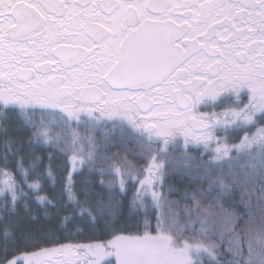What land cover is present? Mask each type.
<instances>
[{
  "label": "snow or ice",
  "instance_id": "6c2138e0",
  "mask_svg": "<svg viewBox=\"0 0 264 264\" xmlns=\"http://www.w3.org/2000/svg\"><path fill=\"white\" fill-rule=\"evenodd\" d=\"M0 20V104L18 108L30 131L26 152L5 143L4 211L23 199L27 213L34 196L45 216L52 207L70 223L78 213L112 237L52 247L26 238L36 250L10 257L9 220L0 264H264V0H0ZM129 144L145 168L110 151ZM38 145L71 153L67 200L28 183ZM8 154L32 192L7 170ZM83 168L99 174L106 198L87 180L77 196ZM168 168L191 183L166 187ZM47 175L55 183L51 163ZM237 190L248 215L239 232L225 207Z\"/></svg>",
  "mask_w": 264,
  "mask_h": 264
},
{
  "label": "trees",
  "instance_id": "16d2710c",
  "mask_svg": "<svg viewBox=\"0 0 264 264\" xmlns=\"http://www.w3.org/2000/svg\"><path fill=\"white\" fill-rule=\"evenodd\" d=\"M6 128V131L4 130ZM82 131V130H81ZM30 135V131L25 127L23 117L20 115V110L18 108L9 107L4 109L0 106V168H4V156L6 153L5 143L7 141H14L16 144L23 142L25 144L24 151H28L27 140ZM99 135V134H97ZM111 152H120L121 156H127V159L132 162L137 168L143 169L147 166V158L136 155L138 151L135 145L129 144L128 151L125 153L123 148L117 146L110 150ZM35 155L40 156L42 163L36 169V172L29 173L28 183H33L39 181L43 188V192L38 194H46L49 198H61L62 190L64 184L66 183L68 173L70 171V161L67 155L56 153L52 148L46 145L34 146ZM53 153V159L51 162L48 159L49 153ZM194 156H199L197 153L193 152ZM17 156L8 154V164L7 170L12 172L14 178L17 180L18 184H21L24 191L32 192L26 184H22V174L17 171L16 159ZM204 160L208 159V156L203 157ZM244 159L241 158L240 163H243ZM51 163V169L53 176L55 177V183L48 177L47 172L49 170V164ZM101 162L97 160L99 165ZM31 164V158H25L24 166L28 168ZM166 187L174 186L180 187L181 185H188L191 182L184 176L174 173L171 168L167 170ZM2 179V178H0ZM101 177L97 173H90L88 168H83L74 173L73 180L75 184V191L80 199H83L82 188L83 182L85 180L90 181L91 188L96 193H101L107 196L106 188H102L99 183ZM104 179H113L111 176H105ZM206 186V184H205ZM129 191L127 196L119 197L124 201L125 205L127 201L131 199L134 188L131 183H129ZM183 190V189H181ZM67 200V195H62V201ZM9 207H11L10 199L7 201ZM25 201L21 199L16 205V213L5 212L3 205L5 204V198L0 196V243H2V228L5 223L12 220L14 223L11 227V232L13 238L16 240L17 248L10 249L9 256L15 254L20 255L25 251L31 252L35 251L36 248L31 243H26V238L29 240L38 241L39 247H52L54 243L60 244H74V243H88L96 241H104L112 238L110 235H106L103 232V224H98L94 229L90 222L82 221L78 217L73 219L70 223H62V218L65 215L64 211L57 212L55 208L49 207V215L45 216V209L43 206L39 205L34 196H29L28 212L24 211ZM254 203V200H253ZM71 203L68 204L69 210H71ZM225 207L229 211H234L237 214L236 229L237 231H242L248 221L247 210L244 208L241 202L240 191L237 190L232 194L231 197L225 198ZM254 210V209H253ZM35 216V219L32 217ZM259 216H257V221ZM227 249V239L223 242V250ZM207 261V257L204 258ZM227 259V257H224Z\"/></svg>",
  "mask_w": 264,
  "mask_h": 264
},
{
  "label": "flooded vegetation",
  "instance_id": "af4514ba",
  "mask_svg": "<svg viewBox=\"0 0 264 264\" xmlns=\"http://www.w3.org/2000/svg\"><path fill=\"white\" fill-rule=\"evenodd\" d=\"M66 2L67 3H80V4H83V3H91V0H71V2H69V1H67L66 0ZM0 23H3V21L2 20H0ZM243 99L246 101L247 100V97L245 96V97H243ZM0 106H2L3 107V105L2 104H0ZM200 110L201 111H210V110H212V109H205L202 105L200 106ZM217 111H219V108H217L216 109ZM253 131H254V129H253ZM239 135H243L242 133H240ZM239 141H238V139H236V140H233V141H230V143H238Z\"/></svg>",
  "mask_w": 264,
  "mask_h": 264
},
{
  "label": "rangeland",
  "instance_id": "374dc122",
  "mask_svg": "<svg viewBox=\"0 0 264 264\" xmlns=\"http://www.w3.org/2000/svg\"><path fill=\"white\" fill-rule=\"evenodd\" d=\"M79 168V166H78ZM72 170V164H71V161H70V171ZM79 171V170H78ZM77 172V171H76ZM75 172H73V175H74ZM111 239V238H110ZM109 239L107 240H104V242H107ZM96 242H100V241H96ZM90 243H95V242H88V243H74L72 245H87V244H90ZM21 255V254H20ZM113 264H115V260L113 258Z\"/></svg>",
  "mask_w": 264,
  "mask_h": 264
},
{
  "label": "bare ground",
  "instance_id": "6f19581e",
  "mask_svg": "<svg viewBox=\"0 0 264 264\" xmlns=\"http://www.w3.org/2000/svg\"><path fill=\"white\" fill-rule=\"evenodd\" d=\"M67 1L71 2V0H67Z\"/></svg>",
  "mask_w": 264,
  "mask_h": 264
}]
</instances>
